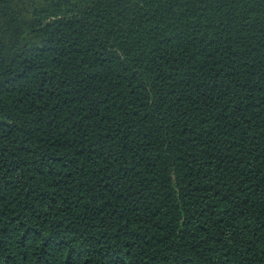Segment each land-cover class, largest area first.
<instances>
[{
    "label": "trees",
    "instance_id": "trees-1",
    "mask_svg": "<svg viewBox=\"0 0 264 264\" xmlns=\"http://www.w3.org/2000/svg\"><path fill=\"white\" fill-rule=\"evenodd\" d=\"M0 264H264V0H0Z\"/></svg>",
    "mask_w": 264,
    "mask_h": 264
}]
</instances>
